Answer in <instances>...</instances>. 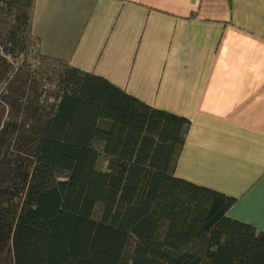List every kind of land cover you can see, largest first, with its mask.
<instances>
[{"label": "trees", "instance_id": "16d2710c", "mask_svg": "<svg viewBox=\"0 0 264 264\" xmlns=\"http://www.w3.org/2000/svg\"><path fill=\"white\" fill-rule=\"evenodd\" d=\"M0 0V253L12 264H264L237 200L176 177L191 122L46 56ZM106 165L100 170V165Z\"/></svg>", "mask_w": 264, "mask_h": 264}, {"label": "crops", "instance_id": "0c3cea01", "mask_svg": "<svg viewBox=\"0 0 264 264\" xmlns=\"http://www.w3.org/2000/svg\"><path fill=\"white\" fill-rule=\"evenodd\" d=\"M44 55L188 119L176 177L264 233V0H36Z\"/></svg>", "mask_w": 264, "mask_h": 264}, {"label": "rangeland", "instance_id": "374dc122", "mask_svg": "<svg viewBox=\"0 0 264 264\" xmlns=\"http://www.w3.org/2000/svg\"><path fill=\"white\" fill-rule=\"evenodd\" d=\"M100 170H105L106 165L102 163L100 165ZM13 251H12V242L8 241L4 247L2 252L0 253V264H12L13 262Z\"/></svg>", "mask_w": 264, "mask_h": 264}]
</instances>
